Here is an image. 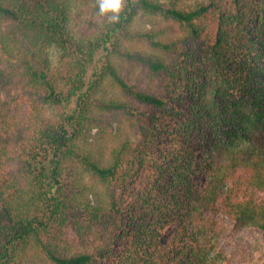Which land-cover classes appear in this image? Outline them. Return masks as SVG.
<instances>
[{
    "label": "trees",
    "instance_id": "obj_1",
    "mask_svg": "<svg viewBox=\"0 0 264 264\" xmlns=\"http://www.w3.org/2000/svg\"><path fill=\"white\" fill-rule=\"evenodd\" d=\"M122 1L0 0V264H232L214 241L264 233V0Z\"/></svg>",
    "mask_w": 264,
    "mask_h": 264
},
{
    "label": "rangeland",
    "instance_id": "obj_2",
    "mask_svg": "<svg viewBox=\"0 0 264 264\" xmlns=\"http://www.w3.org/2000/svg\"><path fill=\"white\" fill-rule=\"evenodd\" d=\"M124 6L125 2L122 1V9ZM146 20V18L139 17L138 15L134 23V29L140 30ZM126 69L132 74L133 70L131 68L127 67ZM136 74L137 71H134L133 76ZM171 130H166L165 128L162 132L165 134L157 141V147H159L163 153L167 151L168 145L173 140L169 139L170 133H174V131ZM206 178V172L204 170H198L194 177V183L200 187ZM173 233L174 227L165 230L163 233V241H168ZM213 245L216 249L213 251L212 255L222 252L225 257L233 259L232 264H264V233L256 228H244L239 231H232L229 227L227 237L214 241ZM107 261H112V259H108ZM107 264H112V262H107Z\"/></svg>",
    "mask_w": 264,
    "mask_h": 264
},
{
    "label": "clouds",
    "instance_id": "obj_3",
    "mask_svg": "<svg viewBox=\"0 0 264 264\" xmlns=\"http://www.w3.org/2000/svg\"><path fill=\"white\" fill-rule=\"evenodd\" d=\"M98 14L107 17L113 22L120 20L122 0H96Z\"/></svg>",
    "mask_w": 264,
    "mask_h": 264
}]
</instances>
